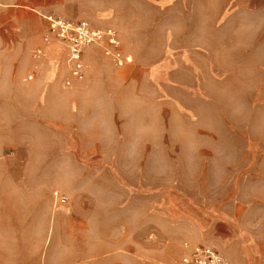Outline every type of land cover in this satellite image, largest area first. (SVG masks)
<instances>
[{"label": "rangeland", "instance_id": "374dc122", "mask_svg": "<svg viewBox=\"0 0 264 264\" xmlns=\"http://www.w3.org/2000/svg\"><path fill=\"white\" fill-rule=\"evenodd\" d=\"M161 1L0 0V86L9 92L0 97V264H176L198 246L220 254L207 214L228 196L264 212V10L253 0H168L162 13L154 5ZM49 17L113 28L129 63L128 49L157 61L167 18L190 45L217 55L201 57V90L171 85L164 106L143 74L132 92L139 116L122 123L94 115L88 103L67 106V50ZM116 27L136 41L124 43ZM116 163H133L138 188L150 180L153 195L127 201ZM56 192L68 203H56Z\"/></svg>", "mask_w": 264, "mask_h": 264}, {"label": "crops", "instance_id": "0c3cea01", "mask_svg": "<svg viewBox=\"0 0 264 264\" xmlns=\"http://www.w3.org/2000/svg\"><path fill=\"white\" fill-rule=\"evenodd\" d=\"M253 1L255 4L253 9L264 10V0ZM154 5L160 7L162 13L169 11L170 4L168 0H162L156 4L154 3ZM163 22L162 26L165 34L162 38L161 53L156 61L157 63L153 62V59L149 62H142L137 52L128 49V53H132L136 59L135 63H129L125 68H117L112 61L104 57L101 51L99 52L94 48L85 50L83 57L86 66V78L75 81L72 88H65L63 84V90L67 91L65 93L67 106L73 107V105L78 104L83 107L88 103L94 115H101L104 112L105 114L108 113L107 115L112 114L122 123H130L135 122L136 117L139 116L137 115L138 112L133 110V108H137V105L136 100L132 99V92L143 80V74L148 75L144 82L146 87L151 89L156 87V90H161V95L158 94V98H161L162 106H164L163 102H168V91L171 85H173L172 88L181 91H192L194 93L201 90V67L199 62L202 60L203 54L209 56L210 59L214 57V51L210 47L208 52H202L200 47L190 45V40L187 39L188 37L186 38L180 24L176 29L171 30L169 19H164ZM116 28L119 30L120 38L124 43L136 41L135 36L125 33L119 27ZM258 31L260 37L264 33V25ZM241 41L244 42L245 39H241ZM55 50V53L48 59H52V61L60 59L58 58V46ZM208 69L207 73L211 74L213 71L217 79V67L212 70L210 66ZM108 73L110 74V80L106 77ZM155 75H158V77L155 78ZM48 89L53 90L52 85ZM37 90L40 91L39 88ZM5 91L8 92V88L0 86V93ZM93 92H98L100 97H97L98 99L93 98ZM8 96L9 92L3 95L0 94V97L5 100ZM150 97H152L151 94ZM143 111L146 116L149 114L150 121L153 122L154 110L151 104L142 106ZM157 117L159 118V113ZM147 120L148 118L145 117V122ZM161 138L159 137L158 140ZM114 148L119 149L117 151L119 154L149 153L148 147L135 150L133 147ZM163 149L160 150L162 153H164ZM114 170L116 171L115 177H117L115 183L119 187L117 190L126 194L127 201H131L139 195H153L154 191L151 190L153 186L150 180H146V189L138 188V179L134 173L137 169L134 168L133 163L128 165L116 163ZM120 171L123 173H118ZM148 181L150 182L148 183ZM245 202L240 198L239 200L236 198L230 199L228 196L224 208H215L207 214L211 233L210 244L214 245L218 251L221 250L223 253L219 251L220 254L230 264H264V223L257 221L264 218V212H257L251 207L250 202H248L250 206ZM190 212L196 211L193 209Z\"/></svg>", "mask_w": 264, "mask_h": 264}, {"label": "built area", "instance_id": "2783aa9c", "mask_svg": "<svg viewBox=\"0 0 264 264\" xmlns=\"http://www.w3.org/2000/svg\"><path fill=\"white\" fill-rule=\"evenodd\" d=\"M49 31L54 34L58 43L67 50V64L69 77L65 80V88H72L73 83L80 80L86 71L84 52L89 48L100 50L106 59L114 63L117 68H124L130 62L121 49L118 33L113 28L99 30L93 28L88 22H71L61 19L47 18ZM49 44V38L45 39ZM43 51H37V56ZM34 75L27 80L33 81ZM54 200L59 204H67L69 198L56 192ZM176 264H230L214 248L198 246L182 257Z\"/></svg>", "mask_w": 264, "mask_h": 264}]
</instances>
